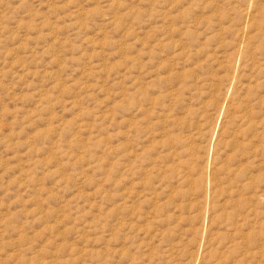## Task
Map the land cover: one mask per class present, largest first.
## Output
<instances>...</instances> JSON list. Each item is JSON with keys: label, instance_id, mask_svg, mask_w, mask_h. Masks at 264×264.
<instances>
[{"label": "rangeland", "instance_id": "obj_1", "mask_svg": "<svg viewBox=\"0 0 264 264\" xmlns=\"http://www.w3.org/2000/svg\"><path fill=\"white\" fill-rule=\"evenodd\" d=\"M0 264H264V0H0Z\"/></svg>", "mask_w": 264, "mask_h": 264}, {"label": "bare ground", "instance_id": "obj_2", "mask_svg": "<svg viewBox=\"0 0 264 264\" xmlns=\"http://www.w3.org/2000/svg\"><path fill=\"white\" fill-rule=\"evenodd\" d=\"M245 34V33H244ZM242 36V35H241ZM244 37V36H243ZM237 49V48H236Z\"/></svg>", "mask_w": 264, "mask_h": 264}]
</instances>
